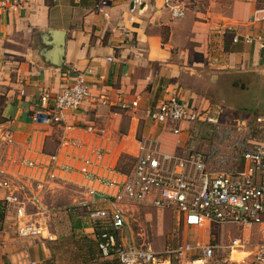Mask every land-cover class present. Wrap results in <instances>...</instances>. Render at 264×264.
<instances>
[{"label": "built area", "instance_id": "1", "mask_svg": "<svg viewBox=\"0 0 264 264\" xmlns=\"http://www.w3.org/2000/svg\"><path fill=\"white\" fill-rule=\"evenodd\" d=\"M125 1L132 6L129 12L134 8L141 12L143 0ZM30 2L0 0V7L14 10ZM164 6L174 19L185 15V6L177 0H164ZM238 40V36L233 37L234 43ZM243 42L250 45L263 40L260 36H246ZM89 73L71 72L56 91L39 94L42 110L34 112L32 120L59 130L54 151L28 156H13L10 151L0 165V203L7 228L19 239L46 238L41 220L48 219L54 211L46 199L70 186L83 196L73 210L85 212L103 259L117 264L158 263L151 248L136 243L127 223L129 207H145L175 213L178 223L186 228L211 223L240 227L244 234L229 241L226 248L230 251L244 248L255 229L261 237L255 250L233 264H264V141L245 139L238 124L223 125L225 109L220 106H189L173 92L146 106V117L175 136L177 149L181 148L180 135L189 131L191 123L210 126L214 141L205 151L185 149L171 153L163 151L156 138L142 137L130 166L122 169L111 160V145L103 141L107 134L99 121L72 123L66 121V116L73 118L80 110L94 112L99 107H107L112 116H117L139 110V100L126 101L120 94L113 99L94 95L87 80ZM258 123L264 129V117ZM0 146H16L8 128L0 129ZM197 250L211 258L215 247L192 246L185 241L177 253L181 256ZM18 256L13 264H34L26 250L19 251Z\"/></svg>", "mask_w": 264, "mask_h": 264}, {"label": "crops", "instance_id": "2", "mask_svg": "<svg viewBox=\"0 0 264 264\" xmlns=\"http://www.w3.org/2000/svg\"><path fill=\"white\" fill-rule=\"evenodd\" d=\"M143 1L140 13L137 8L129 12L132 6L125 0H32L14 10L0 7V113L4 120L0 129L8 128L16 143L13 149L4 147L1 155L54 151L59 130L34 123L32 114L42 110L39 94L56 91L71 72L89 70L87 80L94 95L113 99L120 94L126 101L139 100V111L117 116L107 107L66 116L72 123L99 121L107 134L103 141L111 144V160L118 164L123 156L133 160L141 137L156 138L160 145L168 141L171 146L165 150L161 145L163 151H180L175 136L144 114L149 104L176 92L189 106L205 107L210 103L198 102L200 88L225 90L220 85L223 77H264V0H180L185 15L179 19L172 18L164 0ZM49 29L66 32L61 68L49 66L40 56ZM234 36L239 37L236 43ZM246 36H260L263 42L245 44ZM123 116L130 118L128 135L120 131ZM140 120L142 135H138ZM123 139L126 143L122 144ZM7 224L4 221L0 229V264H13L21 250H26L34 264H53L52 243L44 238L19 239ZM88 232L92 241L84 249L88 261L96 262L94 258L100 254L90 228ZM229 261L237 262L230 256Z\"/></svg>", "mask_w": 264, "mask_h": 264}, {"label": "rangeland", "instance_id": "3", "mask_svg": "<svg viewBox=\"0 0 264 264\" xmlns=\"http://www.w3.org/2000/svg\"><path fill=\"white\" fill-rule=\"evenodd\" d=\"M231 83L234 84L233 87H229ZM223 84L225 90H215L214 87L200 88L198 102L204 99L211 106L220 105L225 109L221 118L223 125L238 124L245 139L263 142L264 129L261 128L258 119L264 117V77L260 79L223 77L220 85ZM136 113L134 112L135 115ZM7 115H11L10 109ZM126 118L128 117L123 116L124 122L120 128L124 135H128L131 125L130 118ZM189 128V131L182 133L181 148L178 150H207L214 141L211 127L191 123ZM143 133V120H140L138 135ZM125 141L126 139H123L122 144L126 143ZM161 145L165 150L171 146L168 141H162ZM3 148L4 146H0V165H3L6 158L1 155L5 149ZM123 157L120 158L118 166L127 169L131 164V159L127 156ZM82 199L83 196L70 186H64L47 197L46 203L49 207L54 208V211L48 219L42 218L41 223L42 234L45 232L43 236L46 237L44 241L52 243L53 258L50 261L52 260L53 264H116L101 259L98 254L94 258L96 262L88 261L89 254L85 252L84 246L88 242L91 243L92 234L88 232V225L84 218L85 212L73 210L75 204ZM128 209L127 223L131 228L134 240L137 244H144L155 252L158 258L156 264H193V260H202L204 264H233L229 261V256L232 261H237L245 257L247 252L254 251L260 242V235L257 232H251L249 242L245 247L230 253L226 248L229 239L231 237L242 238L243 236L242 229L237 226L211 223L198 228V230L194 228L184 230L174 213L170 211H158L144 207H129ZM72 224H78L80 227L72 228ZM185 240L192 246L208 244L215 247L212 257L204 260L205 257L198 250L179 256L177 252Z\"/></svg>", "mask_w": 264, "mask_h": 264}, {"label": "water", "instance_id": "4", "mask_svg": "<svg viewBox=\"0 0 264 264\" xmlns=\"http://www.w3.org/2000/svg\"><path fill=\"white\" fill-rule=\"evenodd\" d=\"M65 34L64 30L49 29L43 36L45 47L40 49V56L44 62L54 68H61L65 54Z\"/></svg>", "mask_w": 264, "mask_h": 264}, {"label": "trees", "instance_id": "5", "mask_svg": "<svg viewBox=\"0 0 264 264\" xmlns=\"http://www.w3.org/2000/svg\"><path fill=\"white\" fill-rule=\"evenodd\" d=\"M0 106L2 107V100H0ZM1 111V109H0ZM4 120L1 119V113H0V123H2ZM125 158V157H123ZM132 160V159H131ZM80 210V209H77ZM74 210V211H77ZM4 222V206L0 203V229L2 228V223ZM80 226L78 224H72V228H79Z\"/></svg>", "mask_w": 264, "mask_h": 264}, {"label": "bare ground", "instance_id": "6", "mask_svg": "<svg viewBox=\"0 0 264 264\" xmlns=\"http://www.w3.org/2000/svg\"><path fill=\"white\" fill-rule=\"evenodd\" d=\"M43 234H45V232L43 233ZM244 258V257H243ZM242 259V258H241ZM241 259H239V260H241ZM238 261V260H237ZM194 264H204V262L202 261V260H198V261H196V263H194Z\"/></svg>", "mask_w": 264, "mask_h": 264}]
</instances>
